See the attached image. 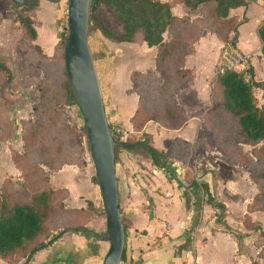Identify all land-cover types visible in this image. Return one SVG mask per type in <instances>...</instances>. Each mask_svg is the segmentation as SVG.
Listing matches in <instances>:
<instances>
[{
	"label": "crops",
	"instance_id": "1",
	"mask_svg": "<svg viewBox=\"0 0 264 264\" xmlns=\"http://www.w3.org/2000/svg\"><path fill=\"white\" fill-rule=\"evenodd\" d=\"M161 1L170 5L174 15L193 17L191 9L184 3ZM65 13L64 0L57 3L39 0L38 7L26 13L35 21L37 30V39L32 46H40L47 58L57 55ZM230 15L240 21L245 19L238 28L237 48L249 56L255 80L264 82L260 37V28L264 25V0L232 9ZM18 16L13 7L0 11V51L8 69L0 70V188L5 180L16 181L21 177L12 154L23 151L21 123L33 119V107L40 101V79L24 76L22 57L15 59L19 53L23 54L19 49L23 31ZM96 34L98 55L93 58L99 79L102 70L111 73L106 94L102 85L108 121L121 127L125 136L135 134L131 118L139 97L132 91L131 75L140 72L160 77L155 62L158 47H149L142 33H138L132 42H114L99 30ZM138 35L142 38L139 44L136 42ZM170 39V33H165L164 41ZM222 48L223 43L217 35L205 29L195 43L193 53L187 57L185 68L191 70V76L187 85L176 94L177 102L188 118L186 125L180 130H168L150 122L145 129L152 146L164 154L176 139L191 145L188 162L170 158L167 167L162 169L152 161L146 162L150 173L141 168V155L137 151L120 148L116 172L121 215L127 227L125 249L130 264H264V236L261 234L264 233V216L259 214L263 212L250 214L252 222L261 230H250L245 226L247 208L264 188L251 179L245 167L230 165L225 152L214 144L212 134L203 127L204 117L213 106ZM66 107L74 110L75 106ZM85 158L87 166L84 168L64 165L51 170L46 167L53 187L69 190L66 201L69 208L102 204L99 185L92 181L95 165L86 154ZM90 168L93 171L85 178L87 181L79 182L82 173ZM204 184L208 185L212 199L226 207L223 223L217 221L220 209L208 202V195L201 187ZM70 203H81V206H70ZM95 219L89 227L101 232V224ZM238 233L243 234L242 239L237 237ZM108 247L104 237L89 238L69 232L39 251L30 264H102ZM0 264L7 262L0 258Z\"/></svg>",
	"mask_w": 264,
	"mask_h": 264
},
{
	"label": "trees",
	"instance_id": "2",
	"mask_svg": "<svg viewBox=\"0 0 264 264\" xmlns=\"http://www.w3.org/2000/svg\"><path fill=\"white\" fill-rule=\"evenodd\" d=\"M10 1L22 8L18 16L23 31V40L19 44L23 52L22 73L34 77L44 74V78L39 87L40 101L33 107L35 117L21 123L23 151L12 154L21 177L16 181L5 180L0 188V258L7 264H30L39 251L66 233L98 239L106 233L89 227L99 208L92 203L87 207H67L69 190L53 187L46 173V167L58 170L64 165L87 166L83 139L64 110V106H78L65 66L68 25L61 33L57 55L47 58L40 46H32L37 39V30L35 21L26 14L38 7L39 0H25L22 4ZM47 1L57 3L61 0ZM174 1L188 6L193 17L174 15L170 5L161 0H101L100 4L109 7L121 23L122 32L111 30L96 13L89 31L99 30L106 38L117 42H132L138 33H142L149 47H158L155 62L160 77L140 72L131 75L132 91L139 97L138 107L131 118L135 134L116 135L114 125L110 123V127L116 159L120 148L140 150L148 153L153 165L160 169L167 167L170 158L188 162L192 148L176 139L165 154L158 151L145 132L147 125L154 122L168 130H180L186 125L188 118L177 102L176 94L187 85L191 76V70L185 68L187 57L193 53L195 43L205 29L217 35L223 48H237L238 28L245 19L240 21L231 16L230 11L256 0ZM167 32L171 39L165 42ZM260 37L264 55V25L260 28ZM0 66L8 71L6 66ZM257 90H262L264 99V82L255 80L252 66L243 72L229 70L218 75L212 96L213 106L204 117L203 127L212 134L214 144L225 152L229 164L245 167L251 179L264 188V104L259 105ZM82 130L85 134L84 126ZM244 145L250 146L251 150H245ZM92 181L98 185L96 174ZM201 187L208 195V202L220 209L217 221L223 223L225 205L212 199L208 185ZM253 212L264 213V192L254 197L245 216L248 229L261 230L251 220ZM122 220L126 232V223ZM261 234L264 236L263 232ZM237 237L242 239L243 234L238 233ZM122 263L130 264L126 249Z\"/></svg>",
	"mask_w": 264,
	"mask_h": 264
},
{
	"label": "water",
	"instance_id": "3",
	"mask_svg": "<svg viewBox=\"0 0 264 264\" xmlns=\"http://www.w3.org/2000/svg\"><path fill=\"white\" fill-rule=\"evenodd\" d=\"M13 1L22 4L25 0ZM100 2L101 0H68L69 32L65 42V66L69 83L81 110L106 213L104 240L109 242V247L102 264H121L126 232L120 209L115 141L89 44L92 18Z\"/></svg>",
	"mask_w": 264,
	"mask_h": 264
},
{
	"label": "rangeland",
	"instance_id": "4",
	"mask_svg": "<svg viewBox=\"0 0 264 264\" xmlns=\"http://www.w3.org/2000/svg\"><path fill=\"white\" fill-rule=\"evenodd\" d=\"M18 4V3H16ZM64 6H65V17H66V21H65V25H68V16H67V12H68V0H64ZM9 7H13L15 9H17V13L20 14V12L22 11V8L21 7H18L16 5H14L10 0H0V11L1 10H4L5 8H9ZM96 15L101 18L105 23L106 25L111 29L113 30L114 32L116 33H120L121 32V23L118 21V19L112 14L111 10L109 7L105 6L104 4H100L96 11H95ZM97 30L93 29L91 30V32H89V44H90V47H91V51H92V54H93V57L95 58L97 55H98V52H97V43H98V39H97V34H96ZM141 36L138 35V37L136 38V42L137 44L140 43L141 41ZM115 42V41H114ZM222 51H223V48H222ZM2 51H0V61L1 62H4L5 63V60L3 59V55H2ZM23 56V54L19 53V55L17 57H15V59H19ZM20 61V60H19ZM16 62V60H15ZM132 66H134V68H136V65L135 63L132 64ZM102 73L100 74V82H101V86L103 85V90L105 92V94L107 93V87L109 85V80H110V77H111V73H103V70L101 71ZM39 80V85L41 84L43 78H44V74H40L39 76H37ZM3 82H1V85H4V83L6 82V79L5 80H2ZM129 83H130V80H128ZM256 96L258 97L259 99V105H262L264 104V99L262 98V91L261 90H257L256 91ZM66 109H69V110H66ZM30 110V109H29ZM64 110L66 112H69V122L73 123V126L75 128V130L77 131V133L80 134V136H82V138H84V142H85V146H86V152L84 153V156L86 154V157H88V159L90 160V162L94 163L93 162V158H92V155H91V152H90V148H89V143H88V140H87V137H86V133L84 134L83 130H82V127L84 126L83 124V119H82V114L81 112L79 111V108L77 106L74 107V110L72 108H67L66 106H64ZM25 117H28L27 114H24ZM68 115V113H67ZM35 117V113H34V116L33 118ZM8 121V120H7ZM17 124V122H16ZM12 125H15L14 121H12ZM86 132V131H85ZM20 138H19V142H20ZM19 142H18V145H19ZM19 147V146H18ZM245 150H251V147L250 146H247V145H244L243 146ZM134 151H137V154L141 155V160H140V166L141 168L144 170V171H149L151 173V170L146 166L147 164H145L146 162H151V156L148 154V153H143L141 152L140 150H134ZM120 152V150H119ZM120 160V157H119V153H118V157L116 159V163L117 161ZM13 165V163H12ZM93 171V168H90V169H87L85 170L82 175H81V180L79 182H85L87 181V179H85L86 177H88V174L90 172ZM121 176H122V173H121ZM118 178V177H117ZM122 178V177H121ZM119 180V178H118ZM78 182V183H79ZM80 184V183H79ZM258 188H260V186H257ZM70 206H81V203H70L69 204ZM98 215L95 216V220H98L101 224V232H105L106 233V213H105V209H104V206H103V201H102V204L100 203V205L98 206ZM103 212L105 213L104 216L103 215ZM260 215L264 216L263 213H259ZM95 224V222H94ZM106 235L104 234L103 237H105ZM108 245H109V242L107 241ZM123 264V263H121Z\"/></svg>",
	"mask_w": 264,
	"mask_h": 264
},
{
	"label": "built area",
	"instance_id": "5",
	"mask_svg": "<svg viewBox=\"0 0 264 264\" xmlns=\"http://www.w3.org/2000/svg\"><path fill=\"white\" fill-rule=\"evenodd\" d=\"M249 56L235 47H224L218 61V75L226 71L243 72L249 67ZM116 135L124 134L121 127L114 125Z\"/></svg>",
	"mask_w": 264,
	"mask_h": 264
},
{
	"label": "flooded vegetation",
	"instance_id": "6",
	"mask_svg": "<svg viewBox=\"0 0 264 264\" xmlns=\"http://www.w3.org/2000/svg\"><path fill=\"white\" fill-rule=\"evenodd\" d=\"M0 64L6 66V65L4 64V62H1V61H0ZM0 70H1V71H2V70L5 71V70L3 69L2 66H0Z\"/></svg>",
	"mask_w": 264,
	"mask_h": 264
}]
</instances>
